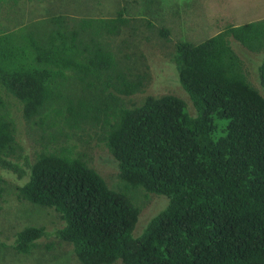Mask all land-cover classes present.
<instances>
[{"label": "trees", "instance_id": "16d2710c", "mask_svg": "<svg viewBox=\"0 0 264 264\" xmlns=\"http://www.w3.org/2000/svg\"><path fill=\"white\" fill-rule=\"evenodd\" d=\"M20 1L0 0V13ZM132 21L120 8L112 17L52 13L0 29V171L24 179L20 200L58 214L56 237L80 264H264V20L175 44L193 114L170 94L123 101L147 81L125 53L130 45H114ZM230 38L262 53L260 90ZM11 101L36 136L32 160ZM91 131L116 161L122 189L109 188L72 145ZM3 184L0 174V198ZM129 189L168 199L139 236ZM45 235L25 227L13 249L28 255Z\"/></svg>", "mask_w": 264, "mask_h": 264}, {"label": "rangeland", "instance_id": "374dc122", "mask_svg": "<svg viewBox=\"0 0 264 264\" xmlns=\"http://www.w3.org/2000/svg\"><path fill=\"white\" fill-rule=\"evenodd\" d=\"M120 8L126 9L134 24L123 30V34L114 40V45L120 48L130 45L125 53L131 56V61L136 60L137 72L147 75L142 92L123 101L133 106L147 96L170 94L182 99L190 114H193V108L178 82L173 63L175 44L179 41L198 43L228 26L264 20V0H21L16 7L0 13V29L14 28L52 13L74 17H112ZM161 31L166 33L165 37ZM230 43L242 60L247 80L260 90L256 66L262 53L250 51L232 38ZM10 109L17 122L18 142L23 153L32 160L39 149L36 136L23 123L16 102L11 101ZM93 132L74 137L72 145L109 188L122 189L116 161ZM0 174L4 180L0 198V264H80L71 245L56 237L55 232L62 227L58 214L52 209L20 200L17 187L24 179L11 172L0 171ZM127 194L133 205L139 208L134 229V236H139L147 222L166 207L168 199L142 189H129ZM29 226L43 227L46 235L38 240L30 254H19L13 249L14 236Z\"/></svg>", "mask_w": 264, "mask_h": 264}]
</instances>
